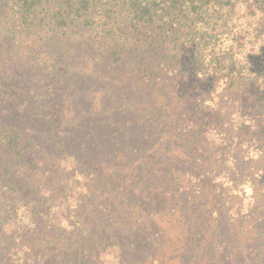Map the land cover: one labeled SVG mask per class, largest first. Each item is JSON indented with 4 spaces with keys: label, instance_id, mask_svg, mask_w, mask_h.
Returning <instances> with one entry per match:
<instances>
[{
    "label": "trees",
    "instance_id": "16d2710c",
    "mask_svg": "<svg viewBox=\"0 0 264 264\" xmlns=\"http://www.w3.org/2000/svg\"><path fill=\"white\" fill-rule=\"evenodd\" d=\"M0 264H264V0H0Z\"/></svg>",
    "mask_w": 264,
    "mask_h": 264
}]
</instances>
